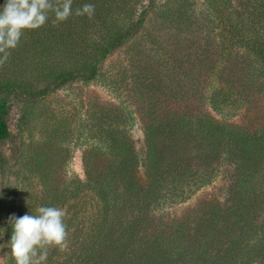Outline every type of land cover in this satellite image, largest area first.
Instances as JSON below:
<instances>
[{"label":"trees","instance_id":"trees-1","mask_svg":"<svg viewBox=\"0 0 264 264\" xmlns=\"http://www.w3.org/2000/svg\"><path fill=\"white\" fill-rule=\"evenodd\" d=\"M4 2L0 0V6ZM205 2L214 10L210 23L220 34L223 55L230 57L240 47L250 59L246 68H241L245 75L241 87L250 89L256 83L262 92L264 33L255 31L253 23L264 25V0L249 1L239 9L246 15L238 17L230 0ZM84 4L94 5L91 18L75 15V10ZM136 6L131 0H73V15L66 21L54 24L50 14L44 26L26 31L8 61L0 66V142L12 136L7 118L10 100L24 90L17 77L22 68L28 62L45 65L43 58L60 56L73 67H80L59 72L42 69L43 75L56 82L55 88L76 79L98 81L104 62L143 26L146 11L134 12ZM181 7L188 12L186 5ZM181 13L182 18L190 20L189 15ZM135 14L139 17L128 25ZM121 17L128 23L120 22ZM141 61L135 63L139 65ZM222 68L220 76L224 72L223 76H227L229 67L224 71ZM155 69L146 63V68L132 71L140 91L149 93L153 100L144 112V157L131 138L132 113L108 106L91 112L89 136L93 145L85 157L86 179H76L59 196L54 195L48 206L56 207L66 200H76V204L90 200L96 217L91 228L90 224L85 226L86 234L77 245L67 222L68 247L64 251L50 248L45 264H264V126L247 130L221 124L192 110L158 111L156 107L162 99L154 94L159 90L163 96L164 91ZM248 69L252 74H245ZM232 72L228 79L225 77L226 85L211 88L209 97L215 112L229 116L237 115L247 100L244 92L231 85L232 77L240 70ZM102 159L103 166L99 165ZM235 161L236 180L230 188L229 205L205 202L194 226L176 220L152 229L149 212L162 198L182 196L184 189L178 183L189 187L195 181L193 185L205 186L216 177L214 163ZM204 163L207 164L202 166ZM201 166L205 171L196 179ZM141 167L148 175L145 185L139 179Z\"/></svg>","mask_w":264,"mask_h":264},{"label":"rangeland","instance_id":"rangeland-1","mask_svg":"<svg viewBox=\"0 0 264 264\" xmlns=\"http://www.w3.org/2000/svg\"><path fill=\"white\" fill-rule=\"evenodd\" d=\"M131 1L137 5L134 12L146 11L143 26L104 62V75L98 81L86 83L76 79L55 88L56 82L51 76L43 75L42 69L59 72L80 67L78 64L73 67V63L60 56L43 58L45 65L28 62L17 74L24 90L10 100L11 111L7 120L12 136L0 142V264H15L9 243L12 232L9 216L35 214L38 206L48 207L50 199L59 196L76 179H86L85 157L93 145L89 136L93 126L92 111L99 106H108L114 110L121 108L125 114L132 113V123H129L131 138L137 152L144 157L142 128L147 121L144 112L153 100L149 93L140 91L132 71L135 73L138 68H146V63L154 65L164 95L167 94L165 98L159 90L154 94L155 98L162 99L156 107L158 111L192 110L221 124L247 130L264 126V90L260 92L256 83L250 89L241 87L245 76L241 68L245 69L250 59L240 47L239 52H233L230 57L223 55L220 34L210 23L215 17L214 10L205 0ZM249 1L253 0H230L237 10L235 17L246 15L239 9ZM182 5L188 8L187 13ZM181 12L189 15L190 20L182 18ZM137 17L139 14H135L129 23L121 17L120 22L126 21L130 25ZM239 20L247 23L244 19ZM253 25L255 31L264 33L262 23L254 21ZM138 59L142 60L139 65L135 63ZM221 67L222 71L229 67L227 76H223L225 72L220 76ZM233 69L240 72L232 77L231 85L236 91L244 92L247 100L237 115L229 116L225 112H215L209 97L213 86L226 85L225 77L228 79ZM249 72L252 74L249 69L245 74ZM48 88H51L50 92H45ZM236 165L237 161L214 163L216 177L205 186H195L193 180L189 187L178 183L184 194L162 198L149 212L152 229L176 220L194 226L198 210L205 202L213 201L223 207L229 205L230 188L236 180ZM203 171L205 167L200 168L196 179ZM147 176L141 167L139 179L144 185L148 184ZM75 201L66 200L56 207L66 210L64 222L71 225L72 240L77 245L78 239L82 240L86 234L85 226L94 221L96 209L92 208L90 200L81 201V206Z\"/></svg>","mask_w":264,"mask_h":264},{"label":"clouds","instance_id":"clouds-1","mask_svg":"<svg viewBox=\"0 0 264 264\" xmlns=\"http://www.w3.org/2000/svg\"><path fill=\"white\" fill-rule=\"evenodd\" d=\"M72 5L73 0H5L0 6V66L8 61L26 31L44 26L50 14L54 24L66 21L73 15ZM94 10V5L84 4L75 15L91 18ZM66 214L59 207L38 206L35 214L9 216V243L15 264H45L50 248L66 249Z\"/></svg>","mask_w":264,"mask_h":264}]
</instances>
